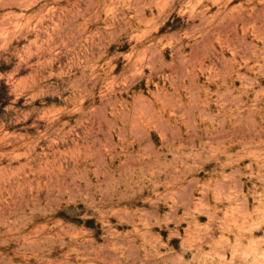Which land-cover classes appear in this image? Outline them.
<instances>
[{"label":"rangeland","instance_id":"obj_1","mask_svg":"<svg viewBox=\"0 0 264 264\" xmlns=\"http://www.w3.org/2000/svg\"><path fill=\"white\" fill-rule=\"evenodd\" d=\"M0 264H264V0H0Z\"/></svg>","mask_w":264,"mask_h":264}]
</instances>
